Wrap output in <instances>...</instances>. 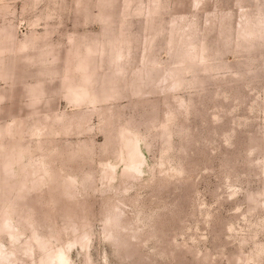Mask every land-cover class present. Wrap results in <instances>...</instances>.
I'll return each instance as SVG.
<instances>
[{
    "label": "rangeland",
    "instance_id": "rangeland-1",
    "mask_svg": "<svg viewBox=\"0 0 264 264\" xmlns=\"http://www.w3.org/2000/svg\"><path fill=\"white\" fill-rule=\"evenodd\" d=\"M58 252L264 264V0H0V264Z\"/></svg>",
    "mask_w": 264,
    "mask_h": 264
},
{
    "label": "bare ground",
    "instance_id": "bare-ground-1",
    "mask_svg": "<svg viewBox=\"0 0 264 264\" xmlns=\"http://www.w3.org/2000/svg\"><path fill=\"white\" fill-rule=\"evenodd\" d=\"M139 146L137 145L136 146V148H137V150L139 149L138 148ZM140 153V152H139ZM134 154H137L138 155V153L136 152V153H134ZM135 158H134V160L131 162V164H135L136 162H138V161H140L141 160V155H138V156H134ZM57 259L61 264H63V262H65V260H66V256H65V254L63 253V252H58L55 256H54V259Z\"/></svg>",
    "mask_w": 264,
    "mask_h": 264
}]
</instances>
